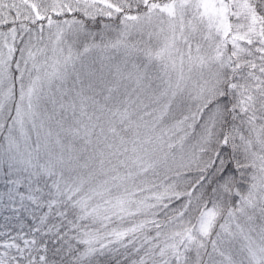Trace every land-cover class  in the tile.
<instances>
[{
  "label": "snow or ice",
  "instance_id": "obj_1",
  "mask_svg": "<svg viewBox=\"0 0 264 264\" xmlns=\"http://www.w3.org/2000/svg\"><path fill=\"white\" fill-rule=\"evenodd\" d=\"M0 264H264V0H0Z\"/></svg>",
  "mask_w": 264,
  "mask_h": 264
}]
</instances>
